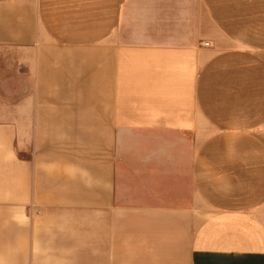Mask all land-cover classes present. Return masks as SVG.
<instances>
[{"label":"crops","instance_id":"1","mask_svg":"<svg viewBox=\"0 0 264 264\" xmlns=\"http://www.w3.org/2000/svg\"><path fill=\"white\" fill-rule=\"evenodd\" d=\"M0 91V264H264V0H0Z\"/></svg>","mask_w":264,"mask_h":264},{"label":"rangeland","instance_id":"2","mask_svg":"<svg viewBox=\"0 0 264 264\" xmlns=\"http://www.w3.org/2000/svg\"><path fill=\"white\" fill-rule=\"evenodd\" d=\"M3 96V92L2 91H0V98Z\"/></svg>","mask_w":264,"mask_h":264},{"label":"built area","instance_id":"3","mask_svg":"<svg viewBox=\"0 0 264 264\" xmlns=\"http://www.w3.org/2000/svg\"><path fill=\"white\" fill-rule=\"evenodd\" d=\"M206 46H209V43H206Z\"/></svg>","mask_w":264,"mask_h":264}]
</instances>
